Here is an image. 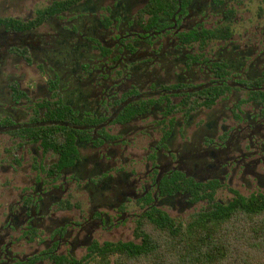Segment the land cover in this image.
Segmentation results:
<instances>
[{"label": "flooded vegetation", "instance_id": "obj_1", "mask_svg": "<svg viewBox=\"0 0 264 264\" xmlns=\"http://www.w3.org/2000/svg\"><path fill=\"white\" fill-rule=\"evenodd\" d=\"M260 195L264 0H0V264Z\"/></svg>", "mask_w": 264, "mask_h": 264}, {"label": "trees", "instance_id": "obj_2", "mask_svg": "<svg viewBox=\"0 0 264 264\" xmlns=\"http://www.w3.org/2000/svg\"><path fill=\"white\" fill-rule=\"evenodd\" d=\"M135 236L97 244L93 257L59 264H264V195L238 196L186 223L154 209L141 218Z\"/></svg>", "mask_w": 264, "mask_h": 264}, {"label": "rangeland", "instance_id": "obj_3", "mask_svg": "<svg viewBox=\"0 0 264 264\" xmlns=\"http://www.w3.org/2000/svg\"><path fill=\"white\" fill-rule=\"evenodd\" d=\"M189 221V216H187L183 223H186ZM138 226V225H137ZM136 226V228H137ZM136 231V230H135ZM112 240H121V241H124V242H128V241H137L135 235L133 234V228L132 229H129L127 226L126 227H123L121 228L120 230V235L118 237H113Z\"/></svg>", "mask_w": 264, "mask_h": 264}]
</instances>
